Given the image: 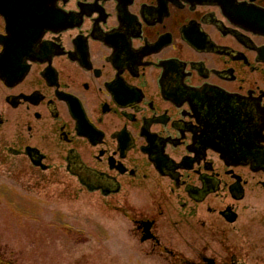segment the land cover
<instances>
[{
  "label": "flooded vegetation",
  "instance_id": "af4514ba",
  "mask_svg": "<svg viewBox=\"0 0 264 264\" xmlns=\"http://www.w3.org/2000/svg\"><path fill=\"white\" fill-rule=\"evenodd\" d=\"M0 129L86 192H144L128 218L152 251L178 257L173 204V226L235 252L264 205V0H0Z\"/></svg>",
  "mask_w": 264,
  "mask_h": 264
},
{
  "label": "rangeland",
  "instance_id": "374dc122",
  "mask_svg": "<svg viewBox=\"0 0 264 264\" xmlns=\"http://www.w3.org/2000/svg\"><path fill=\"white\" fill-rule=\"evenodd\" d=\"M8 145L0 129V248L16 264H198L203 256L264 264V205L243 207L242 222L228 238L236 251L225 253L206 232L195 237L185 224L173 226L176 214L169 204L159 235L178 255L171 259L140 241L128 218L143 210L144 192L132 201L126 190L108 197L86 192L64 170L42 171L26 157L7 153Z\"/></svg>",
  "mask_w": 264,
  "mask_h": 264
},
{
  "label": "trees",
  "instance_id": "16d2710c",
  "mask_svg": "<svg viewBox=\"0 0 264 264\" xmlns=\"http://www.w3.org/2000/svg\"><path fill=\"white\" fill-rule=\"evenodd\" d=\"M0 264H16V262L7 257L6 253L0 248Z\"/></svg>",
  "mask_w": 264,
  "mask_h": 264
},
{
  "label": "water",
  "instance_id": "95a60500",
  "mask_svg": "<svg viewBox=\"0 0 264 264\" xmlns=\"http://www.w3.org/2000/svg\"><path fill=\"white\" fill-rule=\"evenodd\" d=\"M33 164L34 165H40V163H39V161H34L33 162ZM44 168V167H43ZM149 239V237L148 236H143V237H141V240L140 241H145V240H148Z\"/></svg>",
  "mask_w": 264,
  "mask_h": 264
}]
</instances>
